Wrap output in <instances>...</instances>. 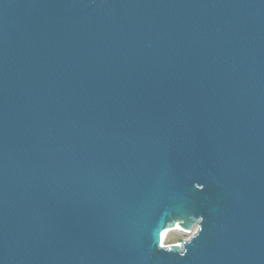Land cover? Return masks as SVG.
I'll use <instances>...</instances> for the list:
<instances>
[{"label":"water","instance_id":"obj_1","mask_svg":"<svg viewBox=\"0 0 264 264\" xmlns=\"http://www.w3.org/2000/svg\"><path fill=\"white\" fill-rule=\"evenodd\" d=\"M0 264H264V0H0Z\"/></svg>","mask_w":264,"mask_h":264},{"label":"rangeland","instance_id":"obj_2","mask_svg":"<svg viewBox=\"0 0 264 264\" xmlns=\"http://www.w3.org/2000/svg\"><path fill=\"white\" fill-rule=\"evenodd\" d=\"M191 231H184L183 229L182 231H172L166 240V244L167 245L175 244V243L180 244L182 241L190 239L192 237V234H188L186 232H191Z\"/></svg>","mask_w":264,"mask_h":264},{"label":"clouds","instance_id":"obj_3","mask_svg":"<svg viewBox=\"0 0 264 264\" xmlns=\"http://www.w3.org/2000/svg\"><path fill=\"white\" fill-rule=\"evenodd\" d=\"M198 219H200V217L197 218V219L195 220V223H194L193 225H195V224L197 223ZM193 225H192V226H193ZM200 231H201L200 228H196V232H193V233H192V236L195 237L196 233H197V232H200ZM165 236H166V233H161V234H160L159 248H160V249L167 250V251H172L173 249H172L171 247H166ZM176 247H177V248H180L179 245H177ZM186 254H187V249H184L183 251H180V255H181V256L186 255Z\"/></svg>","mask_w":264,"mask_h":264},{"label":"bare ground","instance_id":"obj_4","mask_svg":"<svg viewBox=\"0 0 264 264\" xmlns=\"http://www.w3.org/2000/svg\"><path fill=\"white\" fill-rule=\"evenodd\" d=\"M196 228H198V227L195 226V227L192 229L191 232H186V233H188V234H192L193 232H196ZM172 231H182V229H181L180 226H176V227L173 228V229L170 228V227H168V228L165 230V232H164V233H166V236H165V243H166V240H167L169 234H170ZM190 239H191V238H190ZM187 240H189V239H187ZM166 245H167V244H166Z\"/></svg>","mask_w":264,"mask_h":264},{"label":"snow or ice","instance_id":"obj_5","mask_svg":"<svg viewBox=\"0 0 264 264\" xmlns=\"http://www.w3.org/2000/svg\"><path fill=\"white\" fill-rule=\"evenodd\" d=\"M196 189H197V191L203 192L205 190V186L200 184V183H197L196 184ZM201 233H202V231H201ZM183 256H185V255H183Z\"/></svg>","mask_w":264,"mask_h":264}]
</instances>
